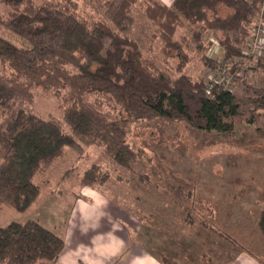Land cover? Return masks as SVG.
<instances>
[{
	"label": "trees",
	"instance_id": "1",
	"mask_svg": "<svg viewBox=\"0 0 264 264\" xmlns=\"http://www.w3.org/2000/svg\"><path fill=\"white\" fill-rule=\"evenodd\" d=\"M138 1L106 0L103 19L87 21L57 5L0 0L8 7L5 17L0 14V26L22 43L0 34V65L6 70L0 71V207L25 211L40 193L34 179L66 148L95 144L117 165L133 170L143 150L126 140L129 122L181 121L204 136L211 131L228 135L243 115L244 102L253 107L251 114L264 110V89L256 85H245L249 95L242 100L223 83H206L184 73L190 56L182 38L176 37L186 22L212 30L221 51L215 57L203 52L200 60L212 74L229 71L235 80L241 45L264 0H173L170 5L142 0L144 15L159 31L163 58L177 60L175 70L180 73L174 77L149 66L129 34ZM191 42L195 49H205L199 29L192 30ZM253 62L255 70H264V57ZM37 87L58 97L61 118L42 117L29 108ZM138 177L147 180L144 173ZM81 178L82 184L94 186L108 174L91 163ZM180 183L179 194L190 197ZM256 223L264 237V208ZM201 224L236 243L212 224ZM64 247L62 237L34 219L0 226V264H55ZM157 256L160 264H180L162 251Z\"/></svg>",
	"mask_w": 264,
	"mask_h": 264
},
{
	"label": "rangeland",
	"instance_id": "2",
	"mask_svg": "<svg viewBox=\"0 0 264 264\" xmlns=\"http://www.w3.org/2000/svg\"><path fill=\"white\" fill-rule=\"evenodd\" d=\"M32 1L61 6L91 21L103 19L106 0ZM7 12L8 7L0 2V14L5 17ZM131 15L135 23L129 34L137 41L144 61L172 77L178 75L177 60L163 58L159 31L144 15L142 0L133 6ZM195 29L201 31L202 51L191 42ZM262 30L264 36V25ZM0 34L22 44L2 26ZM176 37L182 38L190 56L184 73L210 83L213 71L200 56L220 53L213 31L186 22L177 28ZM238 64L241 73L232 80V90L243 100L249 95L246 84L264 89V70H255L249 58H241ZM244 103L243 115L234 121L228 135L211 131L204 136L181 121L152 118L129 122L126 140L134 149L143 150L133 170L117 165L95 144L66 148L34 179L40 193L25 211L7 204L0 207V226L34 219L54 231L65 242L55 264H160L157 251L180 264H256V257L264 260V237L256 223L258 210L264 207V110L251 114L253 107ZM28 106L42 117L61 118L58 97L40 87L34 89ZM103 108L112 110L107 104ZM64 128L68 130L66 125ZM91 163L99 164L108 178L87 186L81 177ZM138 173H144L147 180ZM180 182L190 197L179 194L176 186ZM201 221L236 243L208 231Z\"/></svg>",
	"mask_w": 264,
	"mask_h": 264
},
{
	"label": "built area",
	"instance_id": "3",
	"mask_svg": "<svg viewBox=\"0 0 264 264\" xmlns=\"http://www.w3.org/2000/svg\"><path fill=\"white\" fill-rule=\"evenodd\" d=\"M264 5L260 9L259 15L255 19V23L252 25L250 35L247 37L245 43L242 45L243 58H249L252 60L258 57H264V36L261 34L262 26L264 25L263 20ZM242 58V59H243ZM246 71V69H244ZM241 72H239L240 74ZM210 80L215 83H223L224 88L232 90V75H224V71L211 74Z\"/></svg>",
	"mask_w": 264,
	"mask_h": 264
},
{
	"label": "crops",
	"instance_id": "4",
	"mask_svg": "<svg viewBox=\"0 0 264 264\" xmlns=\"http://www.w3.org/2000/svg\"><path fill=\"white\" fill-rule=\"evenodd\" d=\"M158 1H160L161 3H164V4H166V5H170L171 2H172L173 0H158ZM262 208H264V207H260V208H259V210H258V214H259V211H260ZM257 218H258V216H257ZM257 218H256V221H257ZM256 264H264V260H260V259H258V258L256 257Z\"/></svg>",
	"mask_w": 264,
	"mask_h": 264
}]
</instances>
